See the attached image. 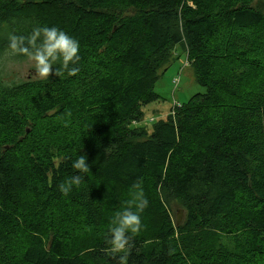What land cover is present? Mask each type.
Masks as SVG:
<instances>
[{"label":"trees","instance_id":"1","mask_svg":"<svg viewBox=\"0 0 264 264\" xmlns=\"http://www.w3.org/2000/svg\"><path fill=\"white\" fill-rule=\"evenodd\" d=\"M41 26L79 41V72L0 70V264H119L109 229L136 184L127 264H264V0H0V60ZM174 53L205 93L132 126Z\"/></svg>","mask_w":264,"mask_h":264},{"label":"clouds","instance_id":"2","mask_svg":"<svg viewBox=\"0 0 264 264\" xmlns=\"http://www.w3.org/2000/svg\"><path fill=\"white\" fill-rule=\"evenodd\" d=\"M10 47L14 52L26 55L32 63L36 75L40 79H48L49 75L57 77L75 76L79 72L78 67H70L79 61L80 44L77 39L55 26H41L35 28L27 36H10ZM72 167L78 171L64 185L61 191L67 195L74 186L82 183L81 173L89 172L86 156L80 155L72 162ZM136 191L133 193L136 211L124 208L117 212L113 218V226L109 229L110 236L107 243L110 245L109 253L120 255L119 264H127V253L131 248L129 234H137L142 229L140 212L148 206V199L139 184L132 186Z\"/></svg>","mask_w":264,"mask_h":264},{"label":"rangeland","instance_id":"3","mask_svg":"<svg viewBox=\"0 0 264 264\" xmlns=\"http://www.w3.org/2000/svg\"><path fill=\"white\" fill-rule=\"evenodd\" d=\"M180 52V51H179ZM164 69L160 78L155 84L154 90L160 96V100L144 107V117L134 122L132 126L146 127L151 130L152 124L157 120H164L166 116L173 112L175 106H179L189 101L197 94H204L205 88L195 81L192 69L189 67L186 56L183 53H174V58ZM0 70L7 82H25L40 79L32 66V63L25 59H18L16 52L12 49L6 51L0 60ZM179 77L178 85L173 84V79ZM181 210L177 206L172 207L173 219L176 212ZM183 211V210H182ZM183 214L181 219H183Z\"/></svg>","mask_w":264,"mask_h":264},{"label":"water","instance_id":"4","mask_svg":"<svg viewBox=\"0 0 264 264\" xmlns=\"http://www.w3.org/2000/svg\"><path fill=\"white\" fill-rule=\"evenodd\" d=\"M183 211L182 210H178L176 212V224H179L181 222V216H182Z\"/></svg>","mask_w":264,"mask_h":264},{"label":"built area","instance_id":"5","mask_svg":"<svg viewBox=\"0 0 264 264\" xmlns=\"http://www.w3.org/2000/svg\"><path fill=\"white\" fill-rule=\"evenodd\" d=\"M178 82H179V77L173 79V84H174L175 86L178 85ZM175 107H176V106H175Z\"/></svg>","mask_w":264,"mask_h":264}]
</instances>
